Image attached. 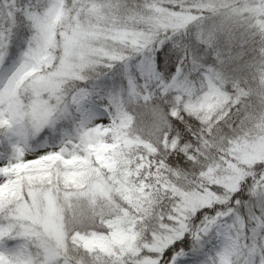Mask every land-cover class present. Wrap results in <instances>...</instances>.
I'll return each mask as SVG.
<instances>
[{"label":"snow or ice","instance_id":"snow-or-ice-1","mask_svg":"<svg viewBox=\"0 0 264 264\" xmlns=\"http://www.w3.org/2000/svg\"><path fill=\"white\" fill-rule=\"evenodd\" d=\"M0 144V264H264V0H0Z\"/></svg>","mask_w":264,"mask_h":264},{"label":"trees","instance_id":"trees-1","mask_svg":"<svg viewBox=\"0 0 264 264\" xmlns=\"http://www.w3.org/2000/svg\"><path fill=\"white\" fill-rule=\"evenodd\" d=\"M14 32L15 34L12 38V42L10 45V56L9 59L7 60L10 63V65L19 57L24 47H26V41L28 39L27 29H17L14 30ZM159 60H160V54L158 53L157 54L158 63ZM123 71H124L123 69H116L111 72H108L106 76H101L100 79L96 81V84L98 85L97 91L101 86L104 87L102 90L105 91L111 90L114 87H118L121 83V79H122L121 73ZM3 150H4V145L0 144V151Z\"/></svg>","mask_w":264,"mask_h":264},{"label":"rangeland","instance_id":"rangeland-1","mask_svg":"<svg viewBox=\"0 0 264 264\" xmlns=\"http://www.w3.org/2000/svg\"><path fill=\"white\" fill-rule=\"evenodd\" d=\"M10 65V63L8 62V61H6V66H9ZM104 87H99V89H98V91H100V89L102 90ZM217 244H219V242H217Z\"/></svg>","mask_w":264,"mask_h":264}]
</instances>
